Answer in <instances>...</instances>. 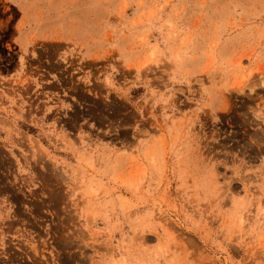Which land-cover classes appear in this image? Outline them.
I'll return each instance as SVG.
<instances>
[{
  "label": "rangeland",
  "instance_id": "obj_1",
  "mask_svg": "<svg viewBox=\"0 0 264 264\" xmlns=\"http://www.w3.org/2000/svg\"><path fill=\"white\" fill-rule=\"evenodd\" d=\"M0 264H264V0H0Z\"/></svg>",
  "mask_w": 264,
  "mask_h": 264
}]
</instances>
